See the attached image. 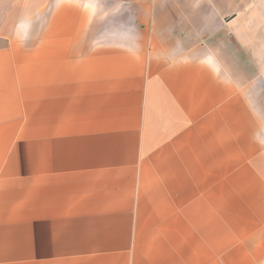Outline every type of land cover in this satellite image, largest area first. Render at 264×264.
<instances>
[{
  "label": "crops",
  "instance_id": "obj_1",
  "mask_svg": "<svg viewBox=\"0 0 264 264\" xmlns=\"http://www.w3.org/2000/svg\"><path fill=\"white\" fill-rule=\"evenodd\" d=\"M160 1L0 0V264H210L226 206L227 57L161 39ZM166 1L165 16L215 17L191 14L200 0ZM255 59L264 68V41ZM261 224L264 213L255 235Z\"/></svg>",
  "mask_w": 264,
  "mask_h": 264
},
{
  "label": "rangeland",
  "instance_id": "obj_2",
  "mask_svg": "<svg viewBox=\"0 0 264 264\" xmlns=\"http://www.w3.org/2000/svg\"><path fill=\"white\" fill-rule=\"evenodd\" d=\"M103 1L100 0L101 5L106 7ZM131 1L117 0V4ZM159 3L158 14L161 16L152 24L161 39L174 44L183 37H192L186 41L198 46L222 47L227 57L229 140L226 206L220 214L213 213L210 264H264V225L256 228L255 235V215H263L264 198L258 199L260 208L255 210V134L248 132L255 126V99L261 104L259 110L264 113V68L255 59V41H264V38L255 39V29L264 30V21H255V0H212L213 4L206 8L200 0L190 10L191 14L206 12L215 16L213 21L201 24L187 22L183 16H165L168 1ZM126 8L128 12L136 11L131 5ZM230 18L233 20L226 22ZM218 20L222 25L220 30L215 27ZM196 31L200 37L193 38ZM233 93L243 94V104L230 101ZM257 120L264 129V115L258 116ZM242 126L244 133L233 132ZM260 137L264 148V134Z\"/></svg>",
  "mask_w": 264,
  "mask_h": 264
},
{
  "label": "water",
  "instance_id": "obj_3",
  "mask_svg": "<svg viewBox=\"0 0 264 264\" xmlns=\"http://www.w3.org/2000/svg\"><path fill=\"white\" fill-rule=\"evenodd\" d=\"M231 19H233V18L227 19V21H230Z\"/></svg>",
  "mask_w": 264,
  "mask_h": 264
}]
</instances>
